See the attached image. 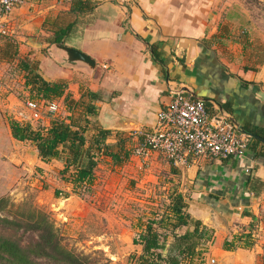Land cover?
Here are the masks:
<instances>
[{
	"label": "crops",
	"instance_id": "0c3cea01",
	"mask_svg": "<svg viewBox=\"0 0 264 264\" xmlns=\"http://www.w3.org/2000/svg\"><path fill=\"white\" fill-rule=\"evenodd\" d=\"M235 2L23 0L10 15L13 38L0 42V63L23 57L39 65L46 58L57 61L58 70L44 80H64L76 101L81 97L86 103V92L99 97L91 102L95 114L86 116V141L94 129L108 130L104 144L118 143L128 152L118 165L98 154L94 175L108 167L147 173V181H158L165 193L169 188L179 192L190 217L213 230L208 248L218 257L229 254L243 258L237 264H257L254 256L264 255V215L259 212L257 217L255 206L263 192L264 144L250 136L242 157L196 158L184 166L156 153L146 159L130 154L139 142L137 132L154 126L156 113L170 102L173 89L203 101L209 116L221 112L238 130L264 135V41L257 44L249 38L244 13L233 8ZM65 28L69 30L62 45L50 43L53 33ZM59 47L84 54L93 67L61 64L64 54ZM50 161L62 168L61 160ZM56 184L67 194L71 190L66 179ZM242 211L250 214V245L239 242L235 250H223L224 240L235 244L240 234L248 233L230 229Z\"/></svg>",
	"mask_w": 264,
	"mask_h": 264
},
{
	"label": "rangeland",
	"instance_id": "374dc122",
	"mask_svg": "<svg viewBox=\"0 0 264 264\" xmlns=\"http://www.w3.org/2000/svg\"><path fill=\"white\" fill-rule=\"evenodd\" d=\"M233 8L243 11L242 19L249 38L261 44L264 41V0H236ZM251 48L247 51L249 55L254 52ZM57 63L46 58L40 65L36 62L29 65L42 78L48 79L58 70ZM16 66L17 61L0 63V198L5 199L0 216H25L28 210L41 213L51 225L59 245L83 258L85 264H131L128 256L138 252L131 241L140 231L145 217L161 208L165 191L158 181H147V173L131 169L120 171L117 167L105 168L104 173L94 176L88 197H81L70 189L67 194L57 187L56 181L61 179L60 165L50 160L40 162L34 157L36 152L29 142H17L10 137L9 120L15 121L18 112L27 114L25 101L35 99L23 86ZM59 102L57 100V104ZM40 104V120L26 119L21 124L35 128L51 116L63 115L60 108L55 114H48ZM66 195L69 199L63 201ZM32 237L29 231L21 229L16 234L21 244ZM227 256L218 257L207 247L198 258L182 264L243 262L239 256ZM254 257L257 264H264L263 254Z\"/></svg>",
	"mask_w": 264,
	"mask_h": 264
},
{
	"label": "trees",
	"instance_id": "16d2710c",
	"mask_svg": "<svg viewBox=\"0 0 264 264\" xmlns=\"http://www.w3.org/2000/svg\"><path fill=\"white\" fill-rule=\"evenodd\" d=\"M70 11L73 12L75 9L71 8ZM68 30L65 28L54 32L50 43L62 45V39ZM150 53L153 60H156L152 48ZM12 55H16V52ZM16 67L17 72L22 73L23 86L36 99L29 100L43 104L53 102L58 109H62L63 115L51 116L47 125L41 122L35 128L29 124L9 120L10 137L17 142H29L40 162L61 160L62 169L59 172L61 179H66L70 183L72 193L88 197L95 176L97 155L107 156L114 165L120 164L128 156V152L118 143L104 144L109 135L108 130L94 129L95 132L88 142L83 135L89 126L86 116L94 115L96 112L91 102L96 101L98 95L86 92L84 94L86 103L81 97L76 101L66 91L64 80H44L31 68L27 60H18ZM57 100H60L58 104ZM75 110L79 111L76 115ZM242 132L264 140L263 134H257L251 129L245 128ZM254 142L258 143L255 140ZM63 173H68V176L65 178ZM161 201V208L145 217L140 225V231L131 241L138 247L136 254L128 256L131 264H182L198 258L202 251L212 244L213 230L190 217L183 196L179 192L169 188ZM4 205L5 199L0 198V210ZM249 219L250 214L242 211L232 220L231 230L242 233L246 229L248 233L240 234L235 239V244L224 240L221 244L223 250L235 249L239 242L244 247L250 245L248 239L252 225L249 224ZM20 229L29 231L34 237L21 244L16 238ZM0 264H85V262L83 258L59 245L51 225L41 213L28 210L25 216H0Z\"/></svg>",
	"mask_w": 264,
	"mask_h": 264
},
{
	"label": "built area",
	"instance_id": "2783aa9c",
	"mask_svg": "<svg viewBox=\"0 0 264 264\" xmlns=\"http://www.w3.org/2000/svg\"><path fill=\"white\" fill-rule=\"evenodd\" d=\"M22 4L23 0H0V42L13 38L10 15ZM170 95V102L156 113L154 126L137 132L139 142L131 151L133 156L146 159L149 154L156 153L171 164L182 166L196 158L226 159L243 156L250 136L238 130L228 117L221 112L209 116L203 101L180 89L170 90ZM40 103L25 101L27 114L18 112L15 121L21 124L26 119L39 120ZM43 106L48 114L58 111V106L53 102ZM255 206L256 216L259 212L264 215V182L262 196Z\"/></svg>",
	"mask_w": 264,
	"mask_h": 264
},
{
	"label": "water",
	"instance_id": "95a60500",
	"mask_svg": "<svg viewBox=\"0 0 264 264\" xmlns=\"http://www.w3.org/2000/svg\"><path fill=\"white\" fill-rule=\"evenodd\" d=\"M60 50L63 52L64 55H62V62L61 64H75V63H81L88 67H93V62L84 54L65 47H59ZM252 138L260 141L262 144H264V140L256 135H251Z\"/></svg>",
	"mask_w": 264,
	"mask_h": 264
}]
</instances>
